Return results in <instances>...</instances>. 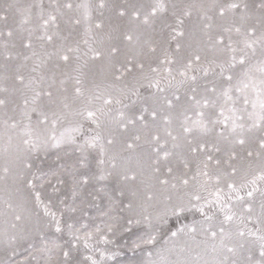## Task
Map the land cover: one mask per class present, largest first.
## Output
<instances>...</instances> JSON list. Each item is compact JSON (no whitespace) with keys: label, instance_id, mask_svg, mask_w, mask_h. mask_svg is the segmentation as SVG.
Wrapping results in <instances>:
<instances>
[{"label":"snow or ice","instance_id":"obj_1","mask_svg":"<svg viewBox=\"0 0 264 264\" xmlns=\"http://www.w3.org/2000/svg\"><path fill=\"white\" fill-rule=\"evenodd\" d=\"M52 4L53 11L60 15H63L61 8L73 9L70 0L63 4L52 0ZM81 7L84 8L83 18L88 20L90 15L88 5H76V8ZM98 7L105 8V0H100ZM172 7L175 27L172 24L167 25L174 33V35L170 34L172 40L185 35L183 31L185 18L191 17L194 12L200 16L202 22L207 21L203 22L202 27L197 26L199 31L208 36L206 50H202L205 54L202 55L201 51H193L188 55H181L182 44L177 41L174 52L160 47L157 55L158 46L150 40H145L140 50L126 57L124 62L117 66L113 60L119 52L117 47H111L108 58L104 60L103 52L89 43V34L93 32L91 25L86 29L83 40L88 46L86 51L81 52L77 44L76 47L70 45L56 47L54 52H48L45 45L55 46L54 37L58 36L57 32L50 31L58 28V16L53 12L45 15L43 10L39 14L36 29L29 30L27 37H18L20 45L24 49L31 50V56L25 55L24 61L33 57L36 59L33 60L28 76L20 70L25 67L21 64L17 66L12 76L11 85H8L7 77L3 83H0V109H7L11 93L20 92L23 98L20 118L17 119L15 115L9 116L5 112L3 125L8 130H18L20 141L25 146L23 150L29 154L41 149L47 150L49 147L59 149L63 144L73 145V153L78 154L73 157L71 153H65L71 162H65L55 171L49 172L39 168L31 171L33 163L29 159L20 161L23 168L30 172V176H25L23 179L32 191L37 204L44 203L41 192L37 189L44 188L45 184L52 185L55 192L60 191L56 185H65L71 194V203H67L66 198L58 200V204L62 206L59 209V216L56 211H52L51 198L49 204L44 205V214L51 217L50 223L55 232L63 234L66 231L70 238L67 241L70 247L67 249L55 242L49 247V242L43 241L38 251L49 253V259L54 248L62 255V264H71L73 252L79 251L78 246L82 244L88 254L84 255L83 260L77 264H100L94 258L95 253L99 252L103 257L104 252L94 246L93 242L95 245L111 243L107 233H115L117 224L108 221L119 220L118 216L111 213L117 208L121 212L124 208L133 210L132 202L119 207L123 201L115 199V194L124 195L123 188L113 189V194L105 192L103 188H96L94 192L85 188L93 182L107 180L114 173L125 183L136 180L134 173L116 172L119 152H114L113 148L117 144L118 130L122 133H130L122 139L121 151H135L144 145L151 150L147 155L150 161L149 178H155L162 186L170 185L172 189L191 188L190 191H184L182 197H178L179 202L170 209L172 215H179L194 207L206 221L211 222L215 212L210 215L206 209L214 208L223 214V219L215 226L216 230H213V225L209 223L206 231L213 241L218 239L220 248L228 253L234 251L233 247L228 246L233 233L226 231L224 225L237 218L232 201L239 202V219L243 221L253 219L255 194L260 193V196L264 197V0H254L251 5L246 0H211L210 5L192 0L178 10L176 5ZM168 10L166 0H152L147 6H132L131 11L128 8H120L117 15L128 16L129 23L134 25L123 33L124 39L130 45L135 44L140 40V36L137 35L140 26H151ZM254 12L258 13L255 23L252 22L251 15ZM213 16L221 21L215 25V35L207 31L213 28L211 23ZM30 19V16H25L22 24H28ZM70 19L73 24L81 23L80 18ZM0 20H6V16L0 15ZM94 28L101 29L102 25L96 23ZM36 30H39L40 34L35 38L42 42L40 44L42 51L39 52L35 50L32 39ZM15 38L17 34L13 30L6 33L0 31V46L7 52L9 43ZM15 46L13 43L12 47ZM89 54L92 60L103 61L98 75L104 80L111 77L113 82L120 81L131 74L135 84L127 88V91L123 88L118 89L119 95H114L113 84L102 87L93 80L91 87H88L82 79L84 74L81 69L84 65L79 61L81 56L87 57ZM53 56L57 59L56 68H60L62 64L66 68H71L76 75L62 72L64 78L59 80L55 73L50 79L43 74L32 75L38 73ZM4 59L6 62L12 59L11 52H7ZM254 59L256 63H253ZM73 65L75 67H72ZM237 65L243 66V70L239 74H234L232 70ZM4 67L7 68V63ZM217 69H219L218 73ZM210 72L222 77L228 86L222 87L219 91L215 85L211 88L205 87L204 94H199L196 83L199 79L198 74L207 76ZM256 73L259 75L257 76ZM69 80L72 81L70 88L67 86ZM142 82H146L148 88L156 90L152 94L153 106L150 109H143V112L149 113L151 122L146 120L143 112L129 116L123 110L128 107L124 104V100L138 95L139 89L135 85L139 84L143 87ZM174 83L189 85L191 95L188 96L186 104L178 106L174 103L180 101V96L175 93L171 98L165 95L167 89L173 87ZM233 91L243 97L245 106L250 105V111L248 107L238 110L228 106L230 102L235 103ZM250 92L252 96L249 95ZM221 98L223 102L218 103ZM114 105L123 107L114 108ZM178 108L179 115L183 119L179 122V132L174 135L172 124ZM33 115L36 117L35 121ZM217 128L220 130L215 131ZM169 138L172 141L171 149L167 147ZM222 143H226L229 147L222 148ZM237 146L242 151H237ZM176 148H182L183 151L180 153L173 151ZM218 153L222 155H217ZM90 158L95 162L96 171H90ZM58 159L62 157L58 156ZM240 161H247V165H240ZM84 169L89 171H82ZM3 171L8 173L9 169L5 167ZM168 177L171 178V183ZM53 178L55 185L52 184ZM242 191L244 195H241ZM101 193L107 196L109 201L108 209L102 211L101 216L107 217L108 220L97 223L93 219L88 223L71 215L67 220L62 219L66 213L73 214L79 210L77 200L83 204L87 196L96 199ZM145 195L148 200L153 198L147 193ZM168 199L171 197L169 196ZM5 203L9 208L12 207L10 202L5 201ZM259 209L257 219L264 223V199L261 200ZM157 218L163 219L159 216ZM21 219L20 214L14 215V221ZM144 219L149 220V217L145 216ZM5 223L7 228L0 230V236L7 237L11 243L16 237L10 235L8 229H15L17 225L12 221ZM127 223L132 224L133 220L129 218ZM135 223L140 224L141 221L137 219ZM149 224H151L150 220ZM185 229L196 231L194 227L188 225H184L178 231L184 232ZM235 235L244 237L245 232L238 230ZM171 236L176 237L177 232H171ZM155 239V235L149 233L146 238H139V243L151 244ZM258 239L264 242V234ZM139 243L136 246H139ZM261 246L264 249V243ZM260 255L264 257V250Z\"/></svg>","mask_w":264,"mask_h":264},{"label":"rangeland","instance_id":"obj_2","mask_svg":"<svg viewBox=\"0 0 264 264\" xmlns=\"http://www.w3.org/2000/svg\"><path fill=\"white\" fill-rule=\"evenodd\" d=\"M57 2L63 4L68 2V0H57ZM70 2L73 4V9L68 10L61 8L60 11L63 15H60L53 11L54 5L52 4V0H42V3L41 0H0V15L6 16V20H0V31L6 33L9 30H13L17 34V38L9 43L7 49V52H11L12 59H9L7 62L5 61L4 57L7 52L2 46H0V83H3L5 77H7V83L8 85H11L13 83L12 76L15 73L17 66L21 64L25 65V67L20 69L25 76H28L30 73L33 60L36 58L33 57L28 61H24L25 55L31 56V50L24 49L20 45L18 37H27L29 30L36 29L39 23L38 17L41 10L44 11L45 15H47L48 12H53V14L58 16V28L50 30L57 32L58 36L54 37L55 46L51 44L45 45L48 52H54L56 47L65 45L76 47L77 44H79L81 52L86 51L88 46L83 43V40L85 38L86 29L91 25L93 27V32L89 34V43L92 47L103 52L104 60L108 58L110 48L113 46L117 47L119 52L113 57L117 66L123 63L126 57H130L135 51L140 50L145 40H150L158 46L157 55L159 54L160 47L167 48L170 52H174L177 41L182 44L181 55H188L193 51H201L202 55L205 54V51L202 50H206L208 36L199 31L197 26L202 27L203 22L207 21L202 22L200 16L196 12H194L191 17L185 18V23L183 25L185 35L183 37H178L177 40H172L171 35H174V33H172L171 28L167 27L168 24H172L173 27H175L174 17L172 16V5H176V10H178L192 2V0H166L169 9L168 12L163 17L157 19L151 26L141 25L137 30V35L140 36V40L133 45H130L129 42L124 39L123 33L130 28H133L134 25L129 23L128 16L119 17L117 12L122 7L128 8L129 11H131L132 6H147L152 0H105L106 7L103 9L98 7L100 0H70ZM199 2L206 5L211 4V0H199ZM246 2L251 5L254 3V0H246ZM84 4L88 5V11L90 13L88 20L83 18L84 8H76V5ZM251 15L253 16L252 22L255 23L258 13L254 12L251 13ZM25 16L31 17L28 24H22V20ZM70 18H80L81 23L73 24ZM220 22L219 18L213 16V21L211 22L213 23V28L207 31H209L210 34L215 35V25ZM96 23H100L102 28L95 29L94 25ZM39 34V30H36L32 37L35 50L38 52L42 51L40 48L42 42L35 38ZM13 43H15V47H12ZM144 50L146 51V48ZM90 57L91 54L87 57L81 56L79 61L81 65H84L81 69L84 74L82 79L88 87H91V82L93 80H95L96 83H100L102 87L107 84H113L112 90L114 95H119V92L117 91L118 89L123 88L127 91V88H130L135 84L131 74L126 75L125 78L120 81L113 82L111 77L104 80L98 75L103 61L92 60ZM85 61H87L86 64ZM256 62L257 61L254 59L253 63ZM5 63H7V68L4 67ZM56 63L57 59L53 56L38 73H32V75L43 74L46 78L50 79L53 76V73H55L57 80L64 78L61 75L62 72L70 73L73 76L76 75L75 72H72L71 68H66L62 64L60 68H56ZM72 67H75V65ZM242 70L243 66L237 65L232 71L234 74H239ZM216 72L218 73L219 69H217ZM94 73L97 75L94 76ZM198 75L199 79L196 83L197 92L199 94H204L205 87L211 88L215 85L219 91L222 87L228 86L227 82L215 73L210 72L207 76H204L202 73H199ZM256 75L258 76L259 74L256 73ZM142 83L144 85L143 87L139 84L135 85L136 88L139 89L138 95L130 96V99L124 100V104H127L128 107L123 108V110L129 116H132L133 114L139 115L143 112L144 108L150 109L153 106L152 94L156 90L148 88L146 82ZM233 83H235V80ZM71 84L72 81L69 80L67 86L70 88ZM173 93L180 96V101H174L178 106L186 104L188 102V96L191 95L189 85L187 84L179 85L174 83L173 87L167 89L165 95H168L171 98ZM232 95L235 99V103L232 104L230 102L228 105L229 107H234L238 110L248 107V110H251L250 105L245 106L243 104V97L239 93L233 91ZM249 95L252 96L253 94L250 92ZM222 102L223 99L221 98L218 103ZM22 107L23 98L21 93L14 92L9 96L7 109H0V158H5V156L8 155L10 162L7 166L0 165V177L7 178L5 177L6 173L3 171L5 167H15L16 170L13 174L15 176L14 178H20L21 181L23 180V186L26 188L24 193L21 192L20 198L29 200L33 206L32 215L38 216V218L34 220L35 222H33L34 226L41 228L42 230L44 229V233L40 234L38 237L40 240H36L35 243L30 240H24V247L16 246L15 248V246H12L10 248L9 246H6L5 249L0 247V264H62L63 257L61 254H58L57 250L54 248L50 254L51 259H49V253L40 252L38 249L42 247V240L48 241L49 247L53 246L52 242L63 245L65 249L70 247V244L67 243L70 238L67 236L66 231L63 234L56 233L54 227L50 223L51 217L45 216L44 214V205L49 204V198H51L52 204L50 206L52 211H56L59 216V209L62 206L58 204V200L66 198V202L71 203L70 191L65 185H56L60 191L55 192L52 185L45 184L44 188L37 189L41 192V199L44 203L37 204L32 191L26 186L23 179L25 176H30V172L23 168L20 161L23 159H29L30 162L33 163L31 171H36L37 168H39L44 172H49L55 171L65 162H71L65 153H71L73 157L78 154L73 153L74 146L70 144H63L59 149L51 147L47 150L41 149L31 154L25 152L23 150L25 146H23L20 141L18 130H8L2 123L5 118V112L7 115H15L17 119H19ZM113 107L122 108L123 106L114 105ZM143 114L146 120L151 122L149 113L143 112ZM189 114L191 115V113ZM237 114L239 115L240 112L238 111ZM35 118V115H33V121H35ZM182 119L183 117L179 115L178 108L172 124L174 135L179 132V122ZM219 130L220 128L215 129V131ZM215 131L212 133L213 137L215 136ZM128 134L130 133H122L119 130L117 131V144L113 148V151L119 152L117 157V167L131 165L128 166L125 171H128L130 174H136V180L131 181L128 185H124V182L119 180L114 173L105 181L93 182V184L85 186L87 191L94 192L96 188H103L104 191L109 194H113V189L123 188V196L115 194V199L123 201V204L119 207H123V205L129 202L133 203V210L124 208V211L121 212L119 211V208H117L115 212L111 213V215L119 217L118 221H108L109 223L117 224L115 233H107L108 239L111 243L95 245V242H93L94 246L99 247L104 252L103 257L100 256L99 252L95 253L94 258L97 259L100 264H264V257L260 255L261 251L264 250L261 246L264 242L258 239L260 235L264 234V223H261L260 220L257 219L260 212L259 204L261 200L264 199V197L260 196V193L255 194V214L251 220L245 219L241 221L239 219V202L235 200L232 201L233 205H235L233 210L237 212V218L224 225L226 231L233 233V237L231 241L228 242V246L233 247L234 251L228 253L226 250L220 248L219 240L217 239L216 241H213L206 231L209 223L213 225V230H216L215 226L223 219V214L214 208L211 210L206 209L210 215L215 212V216L211 222L206 221L204 216H202L194 207L190 208V210L181 212L179 215H172L170 209L173 205L179 202L178 197H182L184 191H190L191 188L181 189L178 187L177 189H172L170 185H168L160 191L158 187L163 186L160 185L155 178H149L150 169H148V163H150V161H148L147 155L151 150L148 149L147 145H144L142 148H138L135 151H121V141L124 136ZM161 135H163V131H161ZM221 146L224 149L229 147L226 143H222ZM167 147L170 149L172 148V141L170 138ZM237 147V151H242L239 146ZM173 151L180 153L183 149L176 148L173 149ZM217 155H222V153H218ZM58 156L62 157V159H58ZM239 164L246 166L247 161H240ZM253 166L255 167V164ZM180 167L182 168V165ZM192 167L194 168V165ZM117 169L116 172H125ZM82 171H89V169H84ZM90 171H96L95 162L94 160H91V158ZM168 178L171 183V178ZM52 184H56L54 178ZM143 186L145 187V190L140 191V188ZM172 190H175V192ZM4 191L20 192V188L18 186H0V214L5 210L10 209L8 204L5 203V201L10 202V200L3 194ZM133 193H135V195H133ZM146 193L153 198L151 200L146 199ZM241 195H244L243 191L241 192ZM169 196L171 199H168ZM186 200L187 198L185 197V202ZM77 204H79V210L73 214L66 213L62 219L67 220L69 215H71L74 218L79 217L83 222L88 223H91L93 219H95L97 223L101 220H108L107 217L101 216V212L106 211L109 206L107 196H104L103 193H101L96 199L87 196L83 204H80L79 200H77ZM14 215L13 219L10 221L17 224V221H14ZM145 216L149 217L151 224H149V220L144 219ZM158 216L163 217V219H158ZM129 218L133 220L132 224L127 223ZM137 219L141 221L140 224L135 223ZM184 225L194 227L196 231L191 232L188 229H185L184 232H179L178 229ZM125 229H127V231ZM238 230L244 231L245 236H236L235 233ZM173 231L177 232L176 237L171 236V232ZM249 232L252 234H249ZM24 233L23 236L27 233L26 229L24 230ZM149 233L155 235V241L151 244L139 243V238H146ZM37 241H39L40 244H37ZM137 243H139V246H136ZM78 248L79 251L73 252V261L71 264H77V262L83 260L84 255L88 254L87 251L83 249L82 244L79 245Z\"/></svg>","mask_w":264,"mask_h":264},{"label":"bare ground","instance_id":"obj_3","mask_svg":"<svg viewBox=\"0 0 264 264\" xmlns=\"http://www.w3.org/2000/svg\"><path fill=\"white\" fill-rule=\"evenodd\" d=\"M9 163L10 162H9V156L8 155H6L5 158H2V159L0 158V165L7 166V165H9ZM10 165H12V164H10ZM128 166H131V165H122L119 168L117 167L118 168L117 170H121L123 172L128 168ZM8 169H9V172L5 174V177H7V178H3L2 180L0 179V186L1 185L10 186V187L18 186L20 188V192H7V191L3 192V194L6 197H8L10 202L12 203V207L8 210L3 211L0 214V230L7 228V224L5 223V221L12 220L14 214H16V213L20 214L22 219L20 221H17V224H16L17 227L15 229H10V228L8 229L9 234L15 235V237H16L14 242L10 243L7 240V237L0 236V247H2V249L3 248L5 249L6 246H9L10 248L12 246H15V248H16V246L17 247H20V246L24 247V245H25L24 240H26V241L30 240V241L35 243L36 240H40V239H38L40 234L44 233V231H43L44 229L42 230L41 228L34 226L33 222H35L34 220L36 218H38V216L32 215L33 206L31 205L29 200H27V199L24 200V199L20 198L21 192L24 193L26 191V188L23 186V182H22L23 180L21 181L20 178L19 179L14 178L15 176L13 174H14V171L16 170L14 166H9ZM128 183H130V182H127V183L124 182L123 184L128 185ZM158 188L161 191V189H164L165 186L158 187ZM143 190H145L144 186L142 188H140V191H143ZM172 191L175 192V190H172ZM130 199H131V197H130ZM168 205H169V203H168ZM0 208H1V199H0ZM25 229L27 230V233L25 236H23ZM42 242H43V240H42ZM37 244H40L39 241H37ZM37 244H35V245H37Z\"/></svg>","mask_w":264,"mask_h":264}]
</instances>
